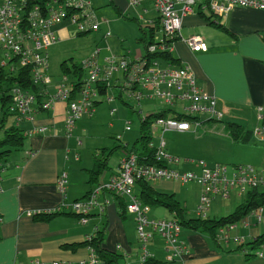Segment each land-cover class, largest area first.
I'll return each mask as SVG.
<instances>
[{
	"label": "crops",
	"instance_id": "obj_1",
	"mask_svg": "<svg viewBox=\"0 0 264 264\" xmlns=\"http://www.w3.org/2000/svg\"><path fill=\"white\" fill-rule=\"evenodd\" d=\"M148 1L140 0L141 4H146ZM146 6L145 12L150 13L149 6ZM195 12L183 18L181 34L172 43L171 52L180 61V66L168 64L174 67L189 68L195 75L197 85L216 97L218 107L227 111L224 119L228 117L230 120L227 123L220 122L224 123V130H226V124L237 123L245 126L248 130L255 131V128L261 126V110L264 108V11L236 7L224 17L212 13L207 15L202 10H199L198 16ZM211 14L213 21L220 22L225 26V30L211 25L207 20ZM159 19L160 16L156 18L152 15L147 21L148 27L150 29L156 27V22ZM189 27L191 28L189 29ZM56 28L58 31L53 28L55 35L58 33L59 37L64 38L67 33L65 27L59 25ZM143 31L144 35L148 33L144 29ZM161 31L162 26L161 30L154 33L155 42L150 43L149 50L151 45L158 43L157 38L160 37ZM192 36L203 37L208 44V51L194 52L186 43L188 37ZM144 57L145 53L139 54L135 60H130L127 57L122 58L136 61ZM158 60L162 61V59ZM2 63L3 56L0 53V80L3 79L2 73L11 74L7 68L1 66ZM86 76L89 77L87 70ZM113 78L114 76L107 83L95 85L94 111L96 106L102 103L96 101L98 95H106L111 87L121 88V91H124L123 81L117 78L113 86ZM66 79L64 77L63 81ZM63 81L54 85L51 78V85L47 87L48 93L54 94L58 85L65 83ZM2 82L5 83L4 79ZM71 84L77 88L74 82ZM104 85H107L105 90L101 89ZM1 95L2 93L0 97ZM118 98L128 107L129 118L125 121L124 113L120 111L114 121L120 124L123 132H129L132 130L134 115L130 107L133 106L124 101L121 92H119ZM46 99L47 96L44 95L43 99L38 100L31 115L20 122L15 114L11 112L9 115L5 114L0 101L2 116L0 139H3L5 131L12 127L22 130L26 137L24 149L12 152L8 161L0 164V264H36L37 262L42 264H89L93 259L100 264L95 252L86 246L85 242L103 227H106L107 231L103 247L121 254L120 264L122 262L123 264H136L137 258L138 264H141L144 252L139 244L135 216L127 213L125 218L121 216V202L123 200L125 204H128V199L102 188L103 185L106 187L118 172V169L110 167L111 156L117 149L122 148L125 150V157L129 146L108 147L106 144L95 151L93 162L90 160L88 164H85L82 156H75L79 145L82 144L81 141L76 139L75 132L68 134L66 129L68 104L64 101H57L51 109H42L40 104L44 103ZM154 99H144V101H153ZM141 102H139V106ZM134 110L137 109L134 108ZM137 111L140 117L143 110ZM10 115H13L11 116L12 121L9 119ZM118 116L120 119L117 118ZM128 123H130L129 130L126 129ZM218 123L211 121L205 126ZM123 124H125L124 127ZM110 126L111 128L115 127L114 124H110ZM41 127L46 128L44 133L30 134L33 130ZM215 127L217 126L211 128L217 130ZM76 130L78 129L76 128L74 131ZM180 134L187 135L188 133ZM112 135L122 139V135H119L118 131ZM110 148H112V152L107 154V167L99 181L93 184L96 159L105 158V150ZM72 156L76 157L75 161L80 162V166H85L80 172H77L78 169L72 162ZM192 161L194 160H185L183 165L185 170L199 171L200 169ZM120 163L121 161L119 166ZM76 173L81 175L79 183L75 178ZM63 174H67L64 190L59 184ZM192 184L194 183L181 185L162 180L153 182L152 186L162 192L174 194L178 201L185 200L184 207L188 215L190 196L187 186H192ZM76 186H78L77 189ZM97 189L100 190L98 201L106 206L103 213L96 207L88 222L82 223L78 215L67 211V207L78 200L86 199L91 192H95ZM235 197L237 198L232 196L228 199L230 203L237 202L238 197L243 196ZM230 203L228 209H231ZM224 209V205H216L213 208L215 217L212 220H219L216 216L220 215ZM55 210H60L63 213L61 212L49 221L34 218L35 215ZM233 213H229V215ZM245 228V230L249 229L245 233L249 241L246 242L245 239L246 247L243 250L237 249L240 245L232 246L225 242H219L216 235L214 240L209 234L183 229L181 239L185 242L189 254L183 258V261L175 260L174 262L167 261L166 244L160 236L155 235L154 237L159 238L153 237L147 244L146 249L150 258L146 264H264V258H256L254 248L248 245L263 235L264 230L254 224L251 227L245 226ZM73 245L81 246L73 249Z\"/></svg>",
	"mask_w": 264,
	"mask_h": 264
},
{
	"label": "built area",
	"instance_id": "obj_2",
	"mask_svg": "<svg viewBox=\"0 0 264 264\" xmlns=\"http://www.w3.org/2000/svg\"><path fill=\"white\" fill-rule=\"evenodd\" d=\"M129 1L131 6L141 4L140 0ZM151 1L155 10L160 14L164 37L157 38L158 43L151 45L150 53L171 52L173 40L181 34L183 18L193 14L196 7L202 12H209L219 17L227 16L236 7L264 11V0ZM68 20L77 27L79 34H90L98 31L100 27V21L93 10V2L90 0H0V53L3 56L1 66L11 73L18 68H32L33 83L40 89L43 88V94L47 96L46 101L40 104L42 109H51L57 101H64L68 104L66 113L68 134L74 132L81 118L93 116L95 85L109 82L117 72L124 75V91L138 102L155 98L172 107L179 103L188 104L184 107L183 113L196 120L160 117L152 127L151 146L156 147V160L164 166L139 165V157L128 152L121 160L120 168L110 183L106 187L102 186L103 189H108L128 199L126 209L137 219L141 240H151L155 235L160 236L168 247L167 260L174 262L176 259H183L188 255V250L181 239V225L174 219L157 221L149 218L150 207L144 205L138 195L134 194V187L138 181L145 179L153 183L166 180L181 185L197 183L202 188L197 215L207 218V211L214 198L221 197L228 200L235 194L247 196L252 190L264 188V167L240 165L236 166L231 174L226 165H209L204 161H192L200 169L199 171L175 167L182 161L168 154L166 132L198 134L203 130L206 120L221 121L227 113L226 109L221 110L218 107L216 97L197 85L195 75L189 68L170 66L168 63L149 57L139 58L136 61L126 58H109L105 65L100 67L94 58L83 62L84 68L89 72V77L81 87L78 97H73L75 86L73 84L69 86L66 83H61L54 94H49L47 90V87L51 85L49 51L57 41L53 28ZM186 43L194 52L208 51V44L201 36H192L186 40ZM2 91L0 86V94ZM10 95L9 111L18 117L19 122L28 118L38 103L37 94L15 85ZM129 125L130 123L126 127L127 130L130 129ZM158 127L161 128L162 135L158 138V143H155V133ZM45 131L46 128L41 127L30 134L38 135ZM254 137L257 141L264 143V127L256 128ZM66 183L67 174H63L59 181L62 190L65 189ZM99 191L97 189L89 198L90 200L77 203L73 208L72 205L67 208L81 213L84 216L83 222L87 223L88 216L93 209L96 207H99L100 211L105 209V205L97 204ZM248 216H254L258 224L264 225V206L252 211ZM244 225L251 226L250 218L244 220ZM236 227L235 224L221 227L216 234L217 240L226 244L245 245L244 238H232L231 233ZM254 252L256 258H264L262 247L256 248ZM36 264L42 263L37 262ZM89 264L99 263L93 259Z\"/></svg>",
	"mask_w": 264,
	"mask_h": 264
},
{
	"label": "rangeland",
	"instance_id": "obj_3",
	"mask_svg": "<svg viewBox=\"0 0 264 264\" xmlns=\"http://www.w3.org/2000/svg\"><path fill=\"white\" fill-rule=\"evenodd\" d=\"M90 1L93 2L94 13L97 19L100 21L99 30L94 31L88 35L78 36V29L71 23V21H63V23L59 24L63 28L65 27L67 33L64 38L59 37V34L57 33V41L49 51V74L53 80L54 85H57V83H59L60 81L62 82L64 77L67 78L64 81L69 86L71 83L77 82L76 77H74L73 75H65L62 72L61 65L64 62H67L68 65L71 66L74 63L82 64L83 62L95 58L99 66L103 67L106 63V60L109 58L127 57L130 60H135L139 54L142 55L145 53L144 43L140 41V39L145 36L143 29L146 32L150 33L151 29L150 27H148L147 21L152 17V15H154V17L156 18L160 16V14L155 10L154 4L151 0H149L146 4L142 3L139 6H131L129 0ZM146 5L149 6L150 13L145 12V8L147 7ZM195 11L196 15H198L199 10L197 7L195 8ZM205 13L207 15L210 14L208 12ZM59 25H56L54 27L55 31H58L56 27ZM190 28L191 27H189V29ZM184 29L186 30L187 28ZM160 37H164L162 31ZM87 78L88 77L85 76L84 81ZM117 78H120L123 81V73H115L112 81L113 86L117 81ZM119 92L122 93L123 99L126 103L130 104L139 111L143 110V113L140 117L138 113H134L132 130L129 132H123V128H120V124L115 123L114 121L120 111H123L125 121H127L129 118L128 107L125 106L123 102H121V100L118 98ZM96 101H100L102 103L96 106L93 118L85 117L80 119L76 125V128L78 130L74 131L76 139L78 141H81L82 143L81 145H79V149L75 153V156H82L85 164H88L90 160L91 162H93L92 160H94L93 155L95 151L99 148L104 147V145L106 144L108 145V147H123L125 145H128L129 149H131L137 139L141 137V118H145L149 114H156L162 109L174 108L177 112H184V107L188 106L187 103H179L175 107H172L169 104L158 99H154L153 101L143 100L139 106V102L137 99L130 97L126 91H121V88L116 87L109 88V91L106 95H98ZM11 116L13 115H10V121H12ZM117 118L120 119L119 116ZM1 119L2 116L0 112V120ZM222 121L224 123H227L230 120L228 117H226L221 121H216L219 122L218 124H212L209 126H205L204 123L203 130L198 134L187 132V135H183L176 131L166 132L165 139L167 141L168 154L171 157L182 161L179 165H177V169H185V166L183 165L186 159L204 161L209 165H226L229 168L230 174L234 172L236 166L240 165H251L258 168L264 167V143L256 140L257 143L255 144H236L228 134L227 130H224V123H220ZM110 124H114L115 127L111 128ZM124 125L125 124H123V127ZM215 125L217 126L215 127L217 128V130L211 128ZM117 131L119 135H122V139L118 136L116 137V135H112ZM161 135V128L158 127L155 133V143H158V138ZM124 155V149H117V151H115V153L110 158V167L116 170L119 169V162L124 158ZM75 156H72V162H74L75 167L78 169L77 172H80L85 166H80V162L75 161ZM75 178L79 183L81 180L80 173H76ZM77 188L78 186H76V189ZM187 188H189L187 192L190 196L188 215L191 217H198L197 211L198 207L200 206L202 188L198 186L197 183L192 184V186L188 185ZM261 190H264V188H261ZM139 193V187L135 186L134 194L138 195ZM92 194H94V191ZM92 194H90L84 200H78L73 203L72 208L75 204L84 202L89 199ZM235 196L237 195L235 194L233 198H237ZM246 198L247 196H243L241 198L238 197L239 200L237 202L230 203L229 200H224L221 197H216L212 200L209 212L207 211V217L209 219H213L215 217L213 208L216 205L222 204L225 206V209L220 215L216 216L218 217V219H221L223 216H227L229 215V213H233L240 204L245 202ZM180 202H182V205L185 206V200H180ZM98 203L100 204V202H97V204ZM229 203L231 204V209L227 208L229 206ZM72 208L69 210L67 209V211L75 213L79 216L81 222L85 223L83 222L84 216L81 213L72 210ZM105 209L101 210L100 212L103 213ZM92 212L88 216V219L91 216ZM127 214L129 213L127 212ZM149 218L151 220L158 221L173 219V216L164 207H150ZM247 218H250L251 226L252 224H254L255 226H259L261 230H264V225L258 224L254 216H247L245 219ZM244 220L235 224L237 227L234 231H232L231 236L232 238H244L246 239V242H248L249 238L248 236H245V233L249 229L245 230L246 228L244 226ZM154 238L159 237L156 236ZM138 239L141 250L142 252H144L141 257V264H146L150 258V255L146 249L147 244L150 240H141L139 237V233ZM230 244L234 246V244ZM260 247L264 249V244H261ZM166 250L167 254H169L167 246ZM176 260L183 261V259ZM121 264H123V262ZM136 264H138V258Z\"/></svg>",
	"mask_w": 264,
	"mask_h": 264
},
{
	"label": "trees",
	"instance_id": "obj_4",
	"mask_svg": "<svg viewBox=\"0 0 264 264\" xmlns=\"http://www.w3.org/2000/svg\"><path fill=\"white\" fill-rule=\"evenodd\" d=\"M207 20L214 27L225 30V26L222 25L218 21H213V15L207 17ZM157 30H161V19L157 20L156 27H151L150 33H146V35L140 39L144 43L145 46V57H150L153 59H162V61L169 63L171 65L180 66V61L174 57L172 52H158V53H150L149 45L150 43H154V33ZM89 34V33H88ZM88 34H78V36H84ZM177 38V37H176ZM176 38L174 40H176ZM173 40V41H174ZM62 72L65 75H73L77 78V82H75L76 90L73 95H76L81 90V87L84 84V77L86 76V69L82 64L74 63L73 65H68L67 62H64L61 65ZM32 68H18L14 73L7 74L2 73L4 82L0 80V86L2 87V95L0 97V101L2 104V109L5 114L9 115V106L11 104V95L10 91L13 86L18 85L22 88H26L37 94L38 100L44 98L43 88L37 87L33 83ZM5 72V71H3ZM100 84V83H99ZM49 87V86H48ZM107 85H104L101 89H104ZM48 89V88H47ZM73 96V97H74ZM133 110V114L138 111L134 110L133 107H130ZM176 118L180 120L194 121L196 118L187 115L183 112H177L174 108L161 110L156 114H151L141 119V137L137 139L134 143L133 147L129 149L127 147V151L133 154H136L139 157L138 163L143 166H164L161 162L156 160V147L151 146L153 136H152V127L155 121L160 118ZM212 120L205 121L204 123L211 122ZM261 126L264 127V108L261 113ZM226 130L229 133L230 137L236 144H255L257 143L254 137V131L248 130L245 126L237 124V123H228L226 124ZM26 137L22 130L17 127L9 128L5 131V137L0 139V164L8 161L9 155L14 151L23 150L25 147ZM122 147V146H121ZM112 148L105 150V154L112 152ZM96 159L95 168L93 170V179L92 182L95 184L99 181V178L103 174L104 170L107 167V158ZM110 155V154H109ZM255 167V166H254ZM138 187L140 189V193L138 197L142 201L143 204L149 205L150 207H164L167 211L173 215V219L176 220L183 229L192 230L200 233L209 234L215 240V235L217 231L224 226L229 224H235L244 219V217L248 216L252 211L257 210L264 206V190L255 189L248 193L247 198L244 203L239 205L236 211L227 216L223 217L219 220H212L208 218L201 217H191L187 215L186 208L182 205L180 201H178L174 194L162 192L152 186L151 182L146 181L145 179L138 181ZM91 192L90 194H92ZM89 194V195H90ZM127 204L122 200L121 202V216L123 218L126 217L127 213ZM62 211L55 210L54 212H49L46 214L35 215L36 220L49 221L55 216L61 214ZM63 213V212H62ZM106 227H103L101 230H98L97 233L91 237V240H87L85 245L90 247L96 254L97 258L100 261V264H120L121 254L118 252H113L107 250L103 247V242L106 236ZM261 244H264V234L257 237L254 241L249 243L250 247H253L254 250L259 248ZM81 245H73V249L79 248ZM245 245H240L237 249L243 250Z\"/></svg>",
	"mask_w": 264,
	"mask_h": 264
}]
</instances>
